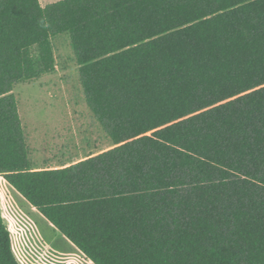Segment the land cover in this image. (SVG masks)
<instances>
[{
    "label": "trees",
    "instance_id": "trees-1",
    "mask_svg": "<svg viewBox=\"0 0 264 264\" xmlns=\"http://www.w3.org/2000/svg\"><path fill=\"white\" fill-rule=\"evenodd\" d=\"M61 33L111 147L31 169L12 89ZM0 175L93 264H264V0H0Z\"/></svg>",
    "mask_w": 264,
    "mask_h": 264
},
{
    "label": "rangeland",
    "instance_id": "rangeland-1",
    "mask_svg": "<svg viewBox=\"0 0 264 264\" xmlns=\"http://www.w3.org/2000/svg\"><path fill=\"white\" fill-rule=\"evenodd\" d=\"M51 43L54 71L16 83L12 89L31 169L58 168L111 147L86 105L69 35L57 34ZM0 203L13 253L21 264H93L2 175Z\"/></svg>",
    "mask_w": 264,
    "mask_h": 264
},
{
    "label": "crops",
    "instance_id": "crops-1",
    "mask_svg": "<svg viewBox=\"0 0 264 264\" xmlns=\"http://www.w3.org/2000/svg\"><path fill=\"white\" fill-rule=\"evenodd\" d=\"M55 1H58V0H54V1H52V2H55ZM39 2H40V4L42 5V6H44V5H46V4H48V3H51L50 1H48V0H39ZM84 158H86V157H81V158H76V159H74V160H72V161H69V162H67V163H65L64 164V166H66V165H69V164H72V163H75V162H77V161H79V160H82V159H84ZM4 179V178H3ZM5 180V179H4ZM0 210H1V215H2V218H3V221H4V216H3V214H2V205H1V203H0ZM4 223L6 224V222L4 221ZM6 226H7V228H8V230H9V232H10V237H11V231H10V229H9V226L6 224ZM69 241V240H68ZM70 242V241H69ZM71 243V242H70ZM72 244V243H71ZM73 245V244H72ZM11 247H12V238H11ZM12 251H13V248H12ZM14 254V253H13ZM16 257V256H15ZM16 259H17V257H16ZM17 261L19 262V260L17 259ZM20 263V262H19ZM21 264V263H20Z\"/></svg>",
    "mask_w": 264,
    "mask_h": 264
}]
</instances>
